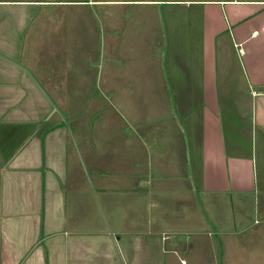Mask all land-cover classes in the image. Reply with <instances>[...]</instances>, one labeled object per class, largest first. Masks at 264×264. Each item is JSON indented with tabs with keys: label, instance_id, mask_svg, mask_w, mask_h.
Wrapping results in <instances>:
<instances>
[{
	"label": "crops",
	"instance_id": "crops-1",
	"mask_svg": "<svg viewBox=\"0 0 264 264\" xmlns=\"http://www.w3.org/2000/svg\"><path fill=\"white\" fill-rule=\"evenodd\" d=\"M53 1L0 0V23L19 24L0 34V264L263 263L264 0H64L142 23L124 37L96 13L99 95L71 127L41 88L90 94L86 19L64 32L58 69L6 48L35 18L23 6Z\"/></svg>",
	"mask_w": 264,
	"mask_h": 264
},
{
	"label": "rangeland",
	"instance_id": "rangeland-1",
	"mask_svg": "<svg viewBox=\"0 0 264 264\" xmlns=\"http://www.w3.org/2000/svg\"><path fill=\"white\" fill-rule=\"evenodd\" d=\"M72 3L76 4L77 2H72ZM22 8H24L27 12L31 11L33 16H35V18L29 19L28 20L29 23L25 22L19 28V30L23 32L24 34L22 36L23 39L21 40H19V38L8 39V42L11 45L7 46L6 48L8 50H11L15 47L14 54H16L18 53L19 48L21 44L23 43L24 47L22 49H24L25 54L26 52L27 53L28 52L40 53L41 54L40 56L44 55L46 57V60H41L40 62L41 64L44 63L45 69H58L62 66L64 57L63 55L61 56V51L63 52L62 41H63L64 32H74L75 33L77 26L79 27L80 25H83L82 23L86 19V32L88 33V44L86 47H87V50L93 51L92 58H91V55L86 56L85 54L83 55V52H82L83 57L88 62V65H87L88 72L86 74V80H87L88 87L92 86V83L89 82L90 74L92 75L93 73H95L98 67L97 58L95 55L99 53L100 48L102 49L105 48L103 37L104 35H106L105 34L106 30L103 28V23L99 22L100 18L96 17V13L97 12L100 13L102 11L104 13V11H106L107 12L106 13L107 14L106 15L107 16V23H106L107 26H111L112 30L118 32L119 34L123 33L125 35L124 37L126 36L129 37L130 35V33L126 31V29L128 28V25L129 27H130V24L132 23L135 27L138 25L140 27L142 25V23H140V20H137V21L133 20V22H130L129 19H125V18H123L124 19L123 21H120V19H118L119 17H117L116 19L114 16H111V15H109L110 17H108V12L110 11V9L106 5L104 6H96V5H92V6L91 5L90 6L88 5L73 6L72 5L70 6L69 4H66L64 0H54L53 2L47 3V4L34 3V4H31V6L24 5ZM18 26L19 24H15V23H9V22L3 23V24L0 23V34L4 32H8L9 29H12V28L16 29L18 28ZM21 28H24V29L26 28V29L25 31H22ZM108 33H111L110 29H108ZM72 36H73V33H72ZM123 39L124 38H122V40ZM162 41L163 40L161 38V42ZM120 42H118L116 45L117 47L121 49ZM29 49L31 50L29 51ZM46 49H51L52 51L49 52L51 54H49L48 50ZM152 50H156L155 52L159 51L157 44L153 46ZM115 52L116 50L114 51V53ZM66 56L71 58V56H69L68 54H66ZM8 59L9 61H12L14 64L17 63L16 56L10 55L8 56ZM78 60L79 58L72 57L71 66L74 71L78 72V81L83 82L86 80L83 79L84 76H82V79H80L79 74H80L81 69H80V64L78 63ZM169 79H171V77H169ZM76 83L70 87V92L73 91L72 94L74 92L79 91L78 87H76L77 86ZM41 89L42 90L45 89L43 91L49 103L48 111H49L50 116L52 117V119L55 118L56 123H58L59 126H62V127L65 126V123L67 124V126L71 127V125L69 124L70 115H74L76 112L75 115L80 116L81 112L83 113L86 110V107L90 105L91 103V99H89L90 96L92 94L99 95V92H98L99 88H95L94 86L88 88V93H90L89 95L88 94L87 96L83 95L82 97L78 96L76 98L73 97L74 99H71V97L69 98V94L67 92L69 90L68 87L66 88L63 86L56 87L55 90L59 93V95H55V94L48 92L46 88H41ZM167 90L168 92L166 91V94L169 96L168 98H170L172 92L174 94V88L170 86L169 84V87L167 88ZM65 95H66V98H64ZM88 101L89 103H87ZM172 106H174V103H172ZM83 121L85 125L87 126H91L92 123L94 122L92 119H88V118H85V120ZM73 136L75 138L74 132H73ZM68 140L70 144L69 134H68ZM183 140H184V145L186 147L187 156L190 158V152L186 146V133L184 131H183ZM68 150L72 152L75 151V149L70 146L68 147ZM69 153H68V158H69ZM82 168L83 170H85V166L83 164H82ZM102 207L105 213L104 217L108 219L107 210L104 204L102 205ZM256 217L258 218L259 215H256ZM251 226L253 227L246 230L244 233L246 234V237H251V236L253 237V233L255 232L254 229L257 226V224L254 223ZM261 233L262 234L257 232V236L263 238L264 236H260V235H264V233L263 232ZM186 235L187 234H181L182 237ZM237 236L239 237L240 235H237ZM215 239H216L218 254L220 256L222 243H220V241L217 238ZM254 247H255L254 250L248 253L249 254L248 257H250L251 255L254 256V253L258 249L257 243H256V246ZM254 260L256 262L259 261V259L257 258ZM254 260L252 258H249V261L247 263L245 262L244 264H255ZM262 260L264 261V257H262ZM160 261L162 262V260ZM221 261L224 264L222 257H221ZM219 264H221L220 261H219ZM261 264H264V262Z\"/></svg>",
	"mask_w": 264,
	"mask_h": 264
}]
</instances>
